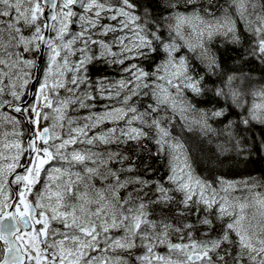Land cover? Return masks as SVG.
<instances>
[{"label":"snow or ice","instance_id":"obj_1","mask_svg":"<svg viewBox=\"0 0 264 264\" xmlns=\"http://www.w3.org/2000/svg\"><path fill=\"white\" fill-rule=\"evenodd\" d=\"M253 154L264 0H0V264H264Z\"/></svg>","mask_w":264,"mask_h":264},{"label":"trees","instance_id":"obj_2","mask_svg":"<svg viewBox=\"0 0 264 264\" xmlns=\"http://www.w3.org/2000/svg\"><path fill=\"white\" fill-rule=\"evenodd\" d=\"M230 55L231 53H223L225 66L228 68L237 67V65H235L233 61L230 59ZM99 67L100 66L98 65L97 68ZM246 68L251 69L252 74L256 80H260L262 78V68L255 61L248 64ZM103 71L104 70H101L100 74H102ZM213 80L215 81V83L211 85L212 87L218 86L220 84V80L217 79L216 77H213ZM252 99L253 98L251 96L248 97L249 103L252 102ZM202 101L203 102L200 105L201 107H211L212 104L214 103L217 106H219V103L216 100L212 99L211 97L207 99L202 98ZM213 127L219 129L222 127V124H214ZM261 131L262 129L260 128V126L257 125L254 129L257 138H259ZM190 135H191L190 143L192 145L193 156L201 161L203 167H209L210 165L208 164L207 156L212 154L210 150L214 151L218 144L223 143L224 138L222 136L220 137L212 136L211 139H205L195 134H190ZM246 135H251V134H246ZM201 140L203 141L202 143ZM227 155L234 157L235 152L230 151L227 153ZM231 163H232L231 161L227 162L221 168L213 161L211 167L219 169V171L225 174L229 179H236L241 176H248V175H252L256 177L264 176V155L253 154L252 160L247 165L241 164L238 168H232ZM153 167L159 168L161 166L158 165L156 162H153ZM204 175H208V173L204 172Z\"/></svg>","mask_w":264,"mask_h":264},{"label":"water","instance_id":"obj_3","mask_svg":"<svg viewBox=\"0 0 264 264\" xmlns=\"http://www.w3.org/2000/svg\"><path fill=\"white\" fill-rule=\"evenodd\" d=\"M32 87H33V85L31 84V85H30V89H31Z\"/></svg>","mask_w":264,"mask_h":264},{"label":"rangeland","instance_id":"obj_4","mask_svg":"<svg viewBox=\"0 0 264 264\" xmlns=\"http://www.w3.org/2000/svg\"><path fill=\"white\" fill-rule=\"evenodd\" d=\"M30 85H31V83H30L29 86H28L29 88H30Z\"/></svg>","mask_w":264,"mask_h":264}]
</instances>
